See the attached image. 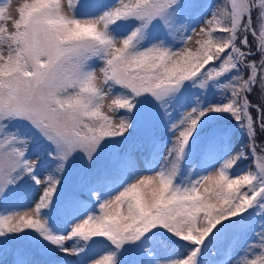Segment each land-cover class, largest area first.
Here are the masks:
<instances>
[{"label":"snow or ice","instance_id":"snow-or-ice-1","mask_svg":"<svg viewBox=\"0 0 264 264\" xmlns=\"http://www.w3.org/2000/svg\"><path fill=\"white\" fill-rule=\"evenodd\" d=\"M10 5L0 264H264V0Z\"/></svg>","mask_w":264,"mask_h":264},{"label":"rangeland","instance_id":"rangeland-1","mask_svg":"<svg viewBox=\"0 0 264 264\" xmlns=\"http://www.w3.org/2000/svg\"><path fill=\"white\" fill-rule=\"evenodd\" d=\"M6 1H7V0H6ZM207 1H208V0H191L192 3H194V4L197 5V7L192 8V9L189 10V12L192 13V16H193V17H196V15H198V13H197V9H198L199 12H200L199 14H201L202 12H205V11H206V9H207V4H206ZM17 2H20V0H11V5H10V9H9V10H10L11 12H13V14H15V13H14V10H15V8H16ZM66 6H67V0H65V7H66ZM209 17H210V13H208L207 16L200 15V17H199V21H198L197 23L194 24V27L196 28L197 31L199 30V27L203 25L204 20L207 19V18H209ZM196 39H198V37L195 36V35H193V36H192V41L190 42V47L195 48V40H196ZM212 98H213V97H212L211 95H209L208 99L211 100ZM105 110H106V108H105ZM165 135H167V134H164V136H165ZM166 139H167L166 137L163 138V140H166ZM163 140H162V141H163ZM166 154H167V148H164V149H163V152L161 153L160 159H159V163H160V164H162V163L164 162V161H163V155H166ZM31 158H32L33 160H35V159H36V155H32ZM137 164H138V167H139V169H140V171H141L142 173H143V172H146L147 169H148V167H150V165L147 164L146 161L143 159V157H142L141 154H138V157H137ZM249 237H251V233H249ZM226 244H227V241H225V244L222 245L221 247L226 246ZM36 258L39 259L38 256H37ZM11 259H12V257H11ZM11 259H10V260H11ZM10 260H9V261H10Z\"/></svg>","mask_w":264,"mask_h":264},{"label":"trees","instance_id":"trees-1","mask_svg":"<svg viewBox=\"0 0 264 264\" xmlns=\"http://www.w3.org/2000/svg\"><path fill=\"white\" fill-rule=\"evenodd\" d=\"M4 2H7V1H6V0H0V3H4ZM223 2H224V0H208V2H207V9H206L205 12H209V13H210V16H211V11H210V9L215 8L217 5L222 4ZM197 13H198V14L200 13L198 9H197ZM188 15H189V19H192V18H193L191 12H189ZM196 16H197V15H196ZM157 34L160 35L161 33L158 32ZM250 39H251V38H250ZM164 134H165V132L163 131V129H160V130L157 132V137H158L159 139L163 140V138H165V137L167 138V135L164 136ZM242 139H243V138L240 137V136H237V137L235 138V144H236V146H237V149H238L239 144H240V142H241ZM143 155H145V154H143ZM250 162H251V161H245V162L241 163L240 165H238V169H236V170H239V169H243V168H245L246 165H247L248 163H250ZM162 164H163V163H162ZM38 258L40 259V257H38ZM0 259L8 260V261H9V260L11 259V256H9V257H0Z\"/></svg>","mask_w":264,"mask_h":264}]
</instances>
